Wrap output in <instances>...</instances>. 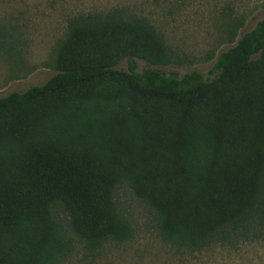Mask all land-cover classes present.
Masks as SVG:
<instances>
[{
  "label": "trees",
  "instance_id": "1",
  "mask_svg": "<svg viewBox=\"0 0 264 264\" xmlns=\"http://www.w3.org/2000/svg\"><path fill=\"white\" fill-rule=\"evenodd\" d=\"M137 60L151 68L138 71ZM123 61L126 69L116 68ZM172 63L147 22L118 10L81 14L68 23L54 74L0 97V264H58L71 240L57 209L91 250L127 240L114 201L127 176L171 235L183 200L185 132L197 114L209 119L213 156L194 197L192 240L232 248L264 240V18L218 54L207 76L152 68ZM119 98L128 100L127 114L113 112L93 135L59 141L42 132L65 106Z\"/></svg>",
  "mask_w": 264,
  "mask_h": 264
},
{
  "label": "rangeland",
  "instance_id": "2",
  "mask_svg": "<svg viewBox=\"0 0 264 264\" xmlns=\"http://www.w3.org/2000/svg\"><path fill=\"white\" fill-rule=\"evenodd\" d=\"M111 10L147 22L160 35L173 63L152 68L179 74L198 70L207 76L218 54L264 18V0H0V97L41 85L54 74L56 52L72 18ZM9 32L14 43L10 51ZM126 66L123 61L116 68ZM148 68L137 60L138 71ZM115 111L127 114L128 100L88 99L62 108L44 122L42 132L59 141L73 134L90 136ZM128 127L136 130L131 119ZM185 135L186 177L173 233L161 232L154 213L135 197L127 176L115 190L114 201L130 229L129 238L91 250L68 231L66 215L57 209L56 218L71 240L58 264H264V240L236 248L216 243L203 247L192 240L194 197L213 156L209 119L197 114Z\"/></svg>",
  "mask_w": 264,
  "mask_h": 264
}]
</instances>
